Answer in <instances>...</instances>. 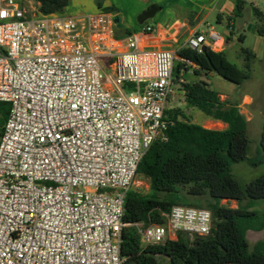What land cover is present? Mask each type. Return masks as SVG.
Returning <instances> with one entry per match:
<instances>
[{"label":"built area","instance_id":"2783aa9c","mask_svg":"<svg viewBox=\"0 0 264 264\" xmlns=\"http://www.w3.org/2000/svg\"><path fill=\"white\" fill-rule=\"evenodd\" d=\"M150 25L123 38L114 18L42 14L0 0V264H131L121 256L124 199L156 140L166 141L176 53L147 46ZM218 36L194 31L201 52ZM164 225L136 223L141 246L205 236L206 209L173 206Z\"/></svg>","mask_w":264,"mask_h":264},{"label":"trees","instance_id":"16d2710c","mask_svg":"<svg viewBox=\"0 0 264 264\" xmlns=\"http://www.w3.org/2000/svg\"><path fill=\"white\" fill-rule=\"evenodd\" d=\"M39 5L42 14H60L69 6L70 0H32ZM241 2L235 0L229 30L235 28V18L240 17ZM113 12V10H111ZM255 14L262 16L257 10ZM117 26V24L115 25ZM229 27V25H228ZM130 31L115 35L122 39ZM259 36L264 29L258 28ZM239 41L244 36L238 37ZM244 69L230 63L223 52L205 47L200 53L185 47L177 56L183 62L177 63L178 78L185 64L194 66L195 76L214 73L223 80L241 85L249 78L250 62L255 54L241 49ZM183 94L187 108H195L208 118L227 125L224 130L207 129L189 121L179 108L166 109L164 118L170 121L166 141L156 140L143 155L136 169V176L147 181L146 194L128 191L124 199L120 251L127 262L136 264H264V241H258L252 249L246 239L247 227L240 220L253 216L245 200H264V174L242 186L232 176V163L250 162L247 157L249 138L247 122L239 113L237 104L222 101L219 93L204 81L184 84L175 83ZM9 113V105L0 103V132ZM259 147L264 155V123ZM235 202L236 208H229L222 202ZM181 205L206 209L211 213V228L205 236L178 234L173 241L158 245L141 246L140 235L133 226L164 225L163 213L173 206ZM258 231L264 230V224Z\"/></svg>","mask_w":264,"mask_h":264},{"label":"rangeland","instance_id":"374dc122","mask_svg":"<svg viewBox=\"0 0 264 264\" xmlns=\"http://www.w3.org/2000/svg\"><path fill=\"white\" fill-rule=\"evenodd\" d=\"M235 5V0H232ZM241 2L240 19L242 27L234 28L233 33L230 36V40L226 44V57L227 60L237 66L240 69H244V60L241 55V49L247 48L255 53L256 57L250 62L249 78L245 80L241 85H235L227 82L212 74L208 81L211 89L228 97L229 102H241L245 97H249L251 102L248 105L242 106V110L248 112L250 121L247 123V135L249 138V149L247 157L250 162L243 161L239 163H232L230 171L232 176L244 186L254 180L255 178L264 174V155L262 154L259 142L264 123V35L259 36L257 29H264V0H239ZM78 5V0H70L69 4ZM86 9H78V11L94 13L105 12L112 13L116 10L111 4L103 2V0L86 1ZM98 5L100 7H98ZM102 8V9H101ZM254 10L262 13V16H257ZM69 11L64 10L60 14H68ZM210 23L221 31L223 25L216 23V13L210 15ZM117 28L119 26H116ZM116 31V30H115ZM117 33V32H116ZM244 36L243 41H239L238 37ZM176 68V62L173 63ZM185 76V77H184ZM183 77L189 81L192 74L184 72ZM167 109L179 108L184 111L188 116L190 122L203 126L205 121L209 118L202 114L195 108H187L184 103L183 94L176 89L175 95L172 100L166 104ZM207 126V125H205ZM209 129L216 130L215 126H207ZM133 191H137L142 194H146L149 191V186L146 180L140 176H136L132 187ZM223 205L229 208H236L235 202H222ZM242 205L248 206L249 210L254 214L249 218L240 220L242 226H246V239L249 244V248L258 241H264V230L258 231L257 229L264 224V200H245ZM189 239L192 237L188 236Z\"/></svg>","mask_w":264,"mask_h":264},{"label":"crops","instance_id":"0c3cea01","mask_svg":"<svg viewBox=\"0 0 264 264\" xmlns=\"http://www.w3.org/2000/svg\"><path fill=\"white\" fill-rule=\"evenodd\" d=\"M86 1L94 0H78L77 6L71 3L65 10L69 11L68 14L79 17L97 13L78 11V9H86ZM103 2H107L108 4H111L112 7L116 8L115 12L108 13L113 16L114 20L118 19L115 25L117 24L119 27L117 28L115 26V35H122L126 30L130 31L131 35L140 30L144 25L153 26L156 29V33L145 45L175 52L176 59L174 60V63L176 62V66L177 63H183L177 56V53L186 47V41L194 31L206 32L211 29L218 38L211 39L206 35V41L202 46L210 47L213 51L223 52L225 54L226 44L231 36L229 30H231V25L234 24L230 19L232 18L234 11V3L232 0H103ZM150 5H155L159 10L153 18L148 19L143 23H139L140 15ZM98 7L100 6L98 5ZM214 12L216 13V23H221L223 25L221 31L216 30V28L210 23V15ZM241 27L242 24L239 28ZM233 32L234 31L232 30V33ZM185 66L188 70L181 68L178 74V77H181L185 83H191L197 80L205 82V80H208L213 74L208 73L206 75L195 76L193 73L194 66H190L188 63H186ZM173 71L176 73V76L177 72L175 71V68H173ZM184 72L192 74L189 81L184 78L185 76L183 77ZM208 84L210 85L209 82ZM176 89L178 88L176 87ZM219 95L222 101L228 100L227 96L220 93ZM250 102L251 99L249 97H245L241 102H231L237 104L239 113L245 118L247 123L250 121V117L248 116L249 114L247 111L242 110V106H246ZM203 123L207 126L217 127L216 130H224L227 127L223 122L211 118ZM205 125L202 127L209 129Z\"/></svg>","mask_w":264,"mask_h":264},{"label":"water","instance_id":"95a60500","mask_svg":"<svg viewBox=\"0 0 264 264\" xmlns=\"http://www.w3.org/2000/svg\"><path fill=\"white\" fill-rule=\"evenodd\" d=\"M159 9L155 6V5H150L149 7H147L146 8V10L140 15V17H139V23H143L144 21H146V20H148V19H151V18H153L154 17V15L156 14V12L158 11ZM236 20V23H235V26L237 27V28H239L240 26H241V19H240V17L238 16V17H236L235 18ZM117 21H118V19H115L114 20V23H117ZM204 46H202V49H201V51H203L204 50ZM175 72L173 71V75L175 76ZM205 82L206 83H208L209 81L208 80H205ZM131 264H136L135 262H132Z\"/></svg>","mask_w":264,"mask_h":264}]
</instances>
